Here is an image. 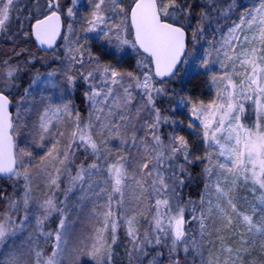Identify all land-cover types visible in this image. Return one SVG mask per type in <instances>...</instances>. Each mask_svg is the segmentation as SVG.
<instances>
[{
    "label": "snow or ice",
    "instance_id": "obj_1",
    "mask_svg": "<svg viewBox=\"0 0 264 264\" xmlns=\"http://www.w3.org/2000/svg\"><path fill=\"white\" fill-rule=\"evenodd\" d=\"M20 2L0 0V37L13 43L0 59V180L12 188H0V264H66L81 255L114 264L117 247L124 264H264L255 256H264V0H201L198 13L190 0H88L79 31L77 0H31L23 19ZM33 38L44 55L18 43ZM90 39L113 55L132 49L136 67L104 62ZM201 41L208 48L195 56ZM50 60L61 66L36 69L21 88L37 62ZM181 70L185 79L210 73L215 88L207 102H177L202 155L177 132L183 121L158 106L178 95L169 85ZM80 81L86 116L70 98ZM24 132L30 143L20 147ZM33 147L46 149L38 161ZM198 162L203 189L186 199ZM85 210L91 229L70 249ZM53 216L57 226L47 230Z\"/></svg>",
    "mask_w": 264,
    "mask_h": 264
},
{
    "label": "rangeland",
    "instance_id": "obj_2",
    "mask_svg": "<svg viewBox=\"0 0 264 264\" xmlns=\"http://www.w3.org/2000/svg\"><path fill=\"white\" fill-rule=\"evenodd\" d=\"M190 2H192L196 5L194 8V12L198 13L200 11V8H201V0H190ZM255 2H256V0H235L234 7L238 4H244V5L251 6ZM62 3H64V5H66L65 2H62ZM75 7L77 10V17H76V21L74 23H75L76 29L79 31V29L84 24L82 17L87 16L88 12L90 11V5L88 3V0H77V4ZM214 27H215V24H213V28ZM89 35H94V34H89ZM207 35L209 37H211L213 35L211 29L208 30ZM0 41H2V40H0ZM88 42L90 44H92L93 51L97 54H100L102 60L106 63H111V64L116 65V61H115V63L113 62V60H116V56H117V58H125V59L127 57H129L130 60H134L137 57L135 52L130 48L125 49L124 53L113 55V52L116 51L115 48H113L111 46L101 47L100 42L97 40H94V39H90ZM63 44H64V41L62 39V42L60 45H63ZM207 48H208V45L206 43H204L203 41H201L199 44L196 45L195 56L203 55L204 50ZM58 50H60L61 55H63L62 49H59V47H58ZM48 55H51V53H48ZM22 57L23 56H21V58ZM21 58H20V60L22 61L24 58H22V59ZM189 59L191 60L192 57H190ZM37 63H39V62H37ZM39 65H40L39 70H42V68H44V67L50 66V68H48L47 70L41 71V73H46L48 71H51L53 68H59L61 66V62H60V60H55V61L50 60L44 66H42L41 63H39ZM125 70H128V69H125ZM214 70L217 72L219 71L218 65L215 66ZM209 75H210V73L206 74L205 72L201 71V72H199V74L192 75L189 79H185L184 78V72H183V70H181L180 77L178 80H176V83L179 85L180 90L182 89L181 90L182 95L180 97L191 96L194 99L203 100L205 102L209 101L213 97L214 91H215V88L210 83ZM28 83H27V85H28ZM27 85H26V87H27ZM80 85L83 87L84 90H86V86L83 84L82 81L78 82L76 88ZM75 91H76V89L71 93L70 98L74 101L76 107L78 108L76 100H75ZM18 95L19 94H17V98H18ZM180 97H179V99H180ZM37 98H39V97H37ZM86 107H87V111H88L87 102H86ZM173 110L176 113V116L174 119H176L178 121H183V124L180 125L179 127H177V132L181 135L186 136L189 139L190 143L194 146V155H202L204 152V145L202 143H200V137L194 134V130H190L187 127V123H188L187 109L184 107L183 103L181 102L179 104V106L177 105ZM86 115L87 114H85V116ZM167 130H169V129H167ZM30 139L31 138L29 137L27 132L22 133V135L19 137L20 147H24L26 144L30 143ZM112 144H113V146H115L116 142L113 141ZM45 150L46 149H43V148L33 147V155L37 161L44 154ZM83 158L84 157L81 154L80 159H83ZM77 162H79V161H77ZM62 187H63V185H62ZM238 194L240 196L246 195V193L244 191H240ZM59 198L63 199V196L60 195ZM73 199H75V197H73ZM248 199L251 200V197H248ZM241 203H243V201ZM58 220H59L58 216H53L50 219V221L48 222L47 230H54L57 226ZM91 226L92 225L89 221V218L87 215V210H85L82 215H79L78 217L75 218V222L73 224L74 235H73L72 243L70 244V249L75 248V247H79L78 238L87 235L91 229ZM28 231H32V229L29 228ZM24 238H25L24 235L20 236L17 239V243H19ZM41 243H42V246L44 247L45 253L46 254L50 253L51 252V245H43V242H41ZM6 255H7V246L0 248V261H2L6 257ZM255 256L257 259H264V256L261 255L259 249H257ZM66 264H95V262L92 261L88 256L81 255L79 257V259H77L75 256H69L67 258Z\"/></svg>",
    "mask_w": 264,
    "mask_h": 264
},
{
    "label": "trees",
    "instance_id": "obj_3",
    "mask_svg": "<svg viewBox=\"0 0 264 264\" xmlns=\"http://www.w3.org/2000/svg\"><path fill=\"white\" fill-rule=\"evenodd\" d=\"M42 2L43 0H41V3ZM62 2H65L66 5H64V3L62 4L64 6H67L69 3V0H62ZM127 3H128V0H125V4ZM18 7H20L21 9H24L23 15L21 16V19H23V16H26L28 14L27 10L32 8V2L31 0H21ZM25 26L27 27L28 23H26ZM18 27H19V22L14 18L12 25H11V30L14 32ZM0 40H2L0 41V59H5L11 54L13 43L12 41L6 38H3V37H1ZM18 43H20L21 47L23 48L29 49L32 52H37L39 55H44V53H42L41 51L38 52V48L36 47L33 39H29L27 42H24L23 40H21V41H18ZM17 51H19V49H17ZM20 58L21 57H19L18 59L20 60ZM115 61H116L117 67L121 69L131 70L136 67L137 57L134 60H130L129 57L125 59V58H117L116 56V60H113V62L115 63ZM39 66H40L39 63H37L35 68L32 69L27 75L23 77L21 88L26 87L27 83L29 82L30 78L32 77L36 69L39 70L40 68ZM48 68H50V66L44 67L42 68V70H39V71L41 72V71L47 70ZM179 77H180V74L178 75L176 80H178ZM176 80L172 82L169 85V87L175 88L178 95H172L171 97H163L158 101V106L161 107L162 110H164L166 114L173 116V118H175L176 116V113L174 112L173 109L177 106L179 97L182 95V92L180 90L179 85L176 83ZM84 91L85 90L83 89L81 85L78 86L75 91V100H76L78 109L80 110L82 115L87 114L86 101L83 96ZM169 130L171 129L169 128ZM202 168H203V164L199 162L190 167L191 180L187 182V186L183 190V195L186 199L188 197H191L194 200H197L199 198V193L202 191L203 183H204L203 178L200 175ZM0 188H6L8 192L12 191V188L10 187V182L8 181L0 180ZM0 207H3V205L0 204ZM120 235H121V239H123L122 231ZM116 252L118 253V255L114 257V264H124V256H123L122 247H117Z\"/></svg>",
    "mask_w": 264,
    "mask_h": 264
},
{
    "label": "water",
    "instance_id": "obj_4",
    "mask_svg": "<svg viewBox=\"0 0 264 264\" xmlns=\"http://www.w3.org/2000/svg\"><path fill=\"white\" fill-rule=\"evenodd\" d=\"M33 40H34V38H33ZM61 40H62V39H59V40L57 41V45H58V46H59ZM34 43H35L36 47L38 48V45H37V43L35 42V40H34ZM40 51H41L42 53H44L43 50H40ZM48 53H51V51H49Z\"/></svg>",
    "mask_w": 264,
    "mask_h": 264
}]
</instances>
